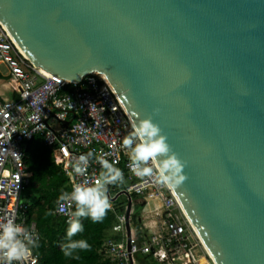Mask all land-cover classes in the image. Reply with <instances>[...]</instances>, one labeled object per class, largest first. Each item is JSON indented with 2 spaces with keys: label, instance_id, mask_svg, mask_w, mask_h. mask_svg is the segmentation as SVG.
<instances>
[{
  "label": "water",
  "instance_id": "1",
  "mask_svg": "<svg viewBox=\"0 0 264 264\" xmlns=\"http://www.w3.org/2000/svg\"><path fill=\"white\" fill-rule=\"evenodd\" d=\"M0 22L33 65L98 72L133 123L151 116L216 263L264 264V0H0Z\"/></svg>",
  "mask_w": 264,
  "mask_h": 264
},
{
  "label": "built area",
  "instance_id": "2",
  "mask_svg": "<svg viewBox=\"0 0 264 264\" xmlns=\"http://www.w3.org/2000/svg\"><path fill=\"white\" fill-rule=\"evenodd\" d=\"M0 66L6 69V73L0 69L1 87L9 88L12 95L0 94V218L15 217L41 239L32 206L24 200L31 183L29 144L41 137L53 152L61 177L52 187L54 214L59 217L68 219L58 212L61 192H71L81 180L66 167L71 157L94 151L123 170L125 183L109 187L111 212L120 226L117 237L104 243L109 264H138L144 254L162 264H217L175 192L159 186L154 178L141 181L130 172L129 152L122 148V140L132 131L133 121L108 80L97 73L79 81L48 76L25 59L1 22ZM100 170L93 161L87 179L94 180ZM131 197L145 201L143 211L151 214V221L128 234Z\"/></svg>",
  "mask_w": 264,
  "mask_h": 264
},
{
  "label": "clouds",
  "instance_id": "3",
  "mask_svg": "<svg viewBox=\"0 0 264 264\" xmlns=\"http://www.w3.org/2000/svg\"><path fill=\"white\" fill-rule=\"evenodd\" d=\"M94 72V71H93ZM159 109H154L153 115ZM158 124L151 116L133 123L132 131L122 140V148L129 152V170L141 181L154 178L156 184L175 192L188 179L184 174L186 162L172 150ZM65 155H70L65 151ZM100 172L94 180L87 179L91 163ZM70 175L81 178L72 185L71 192L62 191L58 198V212L67 216L66 243L61 251L66 258H79V252L91 251L86 239H74L85 231L83 220L102 223L112 210L109 187L125 183L124 172L115 162L94 151L71 157L66 164ZM39 247V236L18 223L15 217L0 218V264H37L34 250Z\"/></svg>",
  "mask_w": 264,
  "mask_h": 264
},
{
  "label": "trees",
  "instance_id": "4",
  "mask_svg": "<svg viewBox=\"0 0 264 264\" xmlns=\"http://www.w3.org/2000/svg\"><path fill=\"white\" fill-rule=\"evenodd\" d=\"M27 174L30 185L24 195L30 202L31 214L37 223L41 235L39 247L34 250L40 264H109L102 252L107 231L114 226L113 213L108 212L102 223H92L83 220L85 231L74 239H86L92 246L91 251L79 252L77 258H66L61 251V245L66 243L67 219L54 214L56 195L52 187L61 181L59 172L54 164L53 152L44 143L41 137H35L28 148ZM38 183V186L36 185ZM137 209L141 212L145 205L144 200L134 197ZM32 200V201H31ZM139 224L138 217L136 218ZM150 264H155L150 262Z\"/></svg>",
  "mask_w": 264,
  "mask_h": 264
},
{
  "label": "crops",
  "instance_id": "5",
  "mask_svg": "<svg viewBox=\"0 0 264 264\" xmlns=\"http://www.w3.org/2000/svg\"><path fill=\"white\" fill-rule=\"evenodd\" d=\"M24 200L26 201V200H28L27 198H26V196H24ZM134 204V203H133ZM131 208H133V211H132V215L130 214V216H131V221H130V225H132L133 226V228H131V230L134 232V231H136V229L135 228H139V229H144L145 227V224H144V226L142 227L141 226V221H140V215L143 213V215H146L147 216V219H148V222L146 223V225H148V223L151 221V214L147 211L146 213H144V206H143V208H142V210H141V212H139L138 211V209H137V206L134 204V205H131ZM128 211V210H127ZM138 217V220H139V224L137 225V223H136V218ZM115 224L116 225H118V223L116 222V220L114 219V226H115ZM113 226V227H114ZM119 226V225H118ZM111 230V228L107 231V233L109 232ZM118 235V234H117ZM117 235H115V236H113V238L114 237H117ZM113 238H110V239H113ZM110 239H107L106 238V240H105V242L106 241H108V240H110ZM102 252H103V254H104V246H103V249H102ZM104 258H105V260L107 261V256H105V254H104ZM150 262H152V263H155V264H162V263H159V262H157V261H155L151 256H147L146 254H144V255H142V257L139 259V261H138V264H150Z\"/></svg>",
  "mask_w": 264,
  "mask_h": 264
},
{
  "label": "rangeland",
  "instance_id": "6",
  "mask_svg": "<svg viewBox=\"0 0 264 264\" xmlns=\"http://www.w3.org/2000/svg\"><path fill=\"white\" fill-rule=\"evenodd\" d=\"M0 69L6 73V69L4 66H0ZM1 84L2 82H0V94L1 95H4V97H8V98H11L12 95H11V91L9 88H5V87H1ZM38 186V183L36 184ZM135 198L134 197H131V200L130 202H128L127 204L130 205L132 203H137V201H135ZM28 202H30V200H26ZM32 201V200H31ZM136 205V204H135ZM140 221H141V226L143 227L144 224H146L148 222V219H147V216L146 215H143V213L140 215ZM120 232V226L116 225L114 227L111 228V230L107 233V239H110V238H113V236L119 234Z\"/></svg>",
  "mask_w": 264,
  "mask_h": 264
},
{
  "label": "bare ground",
  "instance_id": "7",
  "mask_svg": "<svg viewBox=\"0 0 264 264\" xmlns=\"http://www.w3.org/2000/svg\"><path fill=\"white\" fill-rule=\"evenodd\" d=\"M21 50V49H20ZM22 51V50H21ZM44 73H46L48 76H52L49 72H47L46 70H44ZM97 74H99V75H101L100 73H98V72H96ZM102 77H104L103 75H101ZM104 79H106L105 77H104ZM107 80V79H106ZM77 81H79V80H77ZM176 194V193H175ZM189 218H190V216H189ZM191 219V218H190ZM192 221V220H191ZM193 222V221H192ZM198 233H199V231H198ZM207 247V246H206ZM207 249H208V251H209V254L211 255V257L214 259V257H213V255L211 254V251H210V249H209V247H207ZM215 260V259H214Z\"/></svg>",
  "mask_w": 264,
  "mask_h": 264
}]
</instances>
